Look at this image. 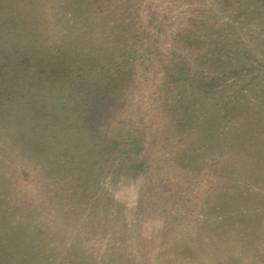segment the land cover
<instances>
[{"label": "trees", "instance_id": "16d2710c", "mask_svg": "<svg viewBox=\"0 0 264 264\" xmlns=\"http://www.w3.org/2000/svg\"><path fill=\"white\" fill-rule=\"evenodd\" d=\"M43 1L0 0V150L18 148L47 166L63 208L76 202L110 213L104 180L126 173L142 180L140 210L156 197L164 231L196 198L197 223L167 240L158 264H208L217 245L222 253L210 264H243L248 256L257 264L264 0H213L214 16L187 0L192 14L164 47L158 26L141 14L144 0H54L49 15L39 12ZM155 59L159 112L134 119V85L143 63ZM165 166L172 175L162 174ZM41 211L0 192V264H142L121 247L93 254L80 241L67 244Z\"/></svg>", "mask_w": 264, "mask_h": 264}, {"label": "rangeland", "instance_id": "374dc122", "mask_svg": "<svg viewBox=\"0 0 264 264\" xmlns=\"http://www.w3.org/2000/svg\"><path fill=\"white\" fill-rule=\"evenodd\" d=\"M191 1L203 9V6H208L207 11L213 16L218 12L209 10V8L214 9L213 0ZM190 2L187 3V0L143 1L141 14L145 20L152 19L158 26L157 40L161 47L170 44L172 32L180 26L186 16L192 14L189 10L192 6ZM53 4L54 0H44L39 12L44 15L51 14ZM24 7L26 10L30 8L27 5ZM242 27L243 25L239 26V30ZM252 28L256 36L260 35L258 26ZM260 42L256 44V47H259ZM155 64L156 59L153 60L152 64L143 63L141 66L142 72L134 85L131 102L133 104L130 108L134 119L152 118L159 112L157 110H159L161 100L160 73ZM5 149L3 146L0 150V192L9 194V197L15 195L17 198H23L27 203L42 210L41 212L46 213L47 216L40 220L51 226V230L57 234L59 239H66L67 244H76L80 241L79 243L93 254L102 253L110 248L121 247L123 250L133 252L135 260L142 264H158L159 260L163 261L166 258V256H161V252L167 240L169 242L176 239L180 234L188 233L187 230L197 223L201 213V208L197 205L198 200L190 197L189 207L181 206L186 208L185 211L179 212L177 219H171L169 221L171 227L163 231L165 215L162 210L156 207L154 199L156 197L151 198L149 196L148 199H145L144 208L140 210L138 201L142 180L131 178L126 173L120 176L109 175L104 180V189L113 198L111 206L113 211L110 213L104 214L101 212V208L99 211L91 208L89 204L80 205L76 202L72 203L73 207L69 205L63 208L60 199L57 197L58 185L53 180L54 175L45 173L48 172L49 168H46L45 165H38L36 158L26 159L22 157L18 148H11L10 151L9 147ZM5 155L8 156L6 159ZM168 171L170 175L173 174L167 166L163 168L162 174L170 176L167 174ZM67 188L69 187L67 186ZM92 190L94 191L95 188ZM182 200L185 201V197ZM105 202L107 201H102V204ZM51 210H55L56 215L50 217L47 212H51ZM96 212H101V215H97ZM48 218L49 220L54 218V221L50 223ZM59 244L65 245L62 242ZM220 250L221 247L217 245L212 254H206L205 263L216 262L217 257L222 253ZM261 254L259 258L254 259L257 264H264V248H261ZM199 262L196 261L195 264H199ZM242 263L254 264L253 259L249 256Z\"/></svg>", "mask_w": 264, "mask_h": 264}]
</instances>
